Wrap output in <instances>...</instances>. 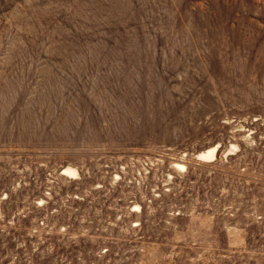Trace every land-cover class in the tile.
I'll return each mask as SVG.
<instances>
[{
    "label": "rangeland",
    "instance_id": "1",
    "mask_svg": "<svg viewBox=\"0 0 264 264\" xmlns=\"http://www.w3.org/2000/svg\"><path fill=\"white\" fill-rule=\"evenodd\" d=\"M0 264H264V0H0Z\"/></svg>",
    "mask_w": 264,
    "mask_h": 264
},
{
    "label": "bare ground",
    "instance_id": "2",
    "mask_svg": "<svg viewBox=\"0 0 264 264\" xmlns=\"http://www.w3.org/2000/svg\"><path fill=\"white\" fill-rule=\"evenodd\" d=\"M212 148V147H211ZM209 149V148H208ZM204 152H205V150H204ZM203 152V153H204ZM213 150H209V151H207L205 154H202V157L203 158H211L212 156H213ZM202 158V159H203ZM175 165H177V168H183V166L182 165H180V164H175Z\"/></svg>",
    "mask_w": 264,
    "mask_h": 264
}]
</instances>
